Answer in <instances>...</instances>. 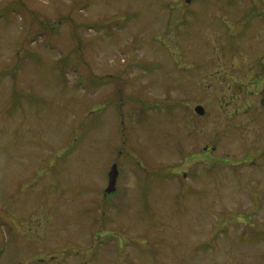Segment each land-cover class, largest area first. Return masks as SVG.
<instances>
[{"label":"rangeland","instance_id":"1","mask_svg":"<svg viewBox=\"0 0 264 264\" xmlns=\"http://www.w3.org/2000/svg\"><path fill=\"white\" fill-rule=\"evenodd\" d=\"M18 1L0 264H264V0Z\"/></svg>","mask_w":264,"mask_h":264},{"label":"trees","instance_id":"2","mask_svg":"<svg viewBox=\"0 0 264 264\" xmlns=\"http://www.w3.org/2000/svg\"><path fill=\"white\" fill-rule=\"evenodd\" d=\"M19 8L23 9V8H25V6L20 1L14 2V3L8 4L6 8H3V9L1 8L0 9V11H1L0 13L3 12L2 13L3 17L5 16L4 18L7 19L8 18V14H11L10 12H14L15 10L17 11V9H19ZM30 14H31L30 18L32 19L33 22H36L39 26H41L44 29H48V31L50 33H56L58 31L60 25L62 24V20L64 19V18L61 17V19L57 20V23L55 25L57 26L58 29H56L55 25L52 26L51 24L45 25V24L41 23V20H39V19L37 20V18H35V14L33 12H31ZM254 15L258 16V17H261V16L263 17V14L258 12V11H254ZM20 52L24 53L26 57H28V56L30 57L29 53L24 48H22L19 52L17 51L14 67H6V68L2 69L0 71V81H1L2 76L3 75L5 76L6 74L15 77L16 70L19 69V65H20L21 61L23 60V59H21V57H19V55H20L19 53ZM61 76L62 75L60 74V77ZM62 78H65V77H62ZM85 132H86V129H85L84 133ZM251 233H256V230L251 231Z\"/></svg>","mask_w":264,"mask_h":264},{"label":"water","instance_id":"3","mask_svg":"<svg viewBox=\"0 0 264 264\" xmlns=\"http://www.w3.org/2000/svg\"><path fill=\"white\" fill-rule=\"evenodd\" d=\"M184 2L186 4H189L190 2H192V0H184ZM259 103H261V105L264 107V96L259 100ZM194 112L197 115L202 116L204 114V109L201 106H196L194 108ZM117 176H118L117 167L115 164H113L110 167L109 172H107L108 184H107V188L105 189L106 194L113 193L115 191V183L117 180Z\"/></svg>","mask_w":264,"mask_h":264}]
</instances>
